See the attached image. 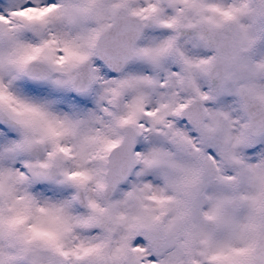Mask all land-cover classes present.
<instances>
[{
	"label": "snow or ice",
	"instance_id": "obj_1",
	"mask_svg": "<svg viewBox=\"0 0 264 264\" xmlns=\"http://www.w3.org/2000/svg\"><path fill=\"white\" fill-rule=\"evenodd\" d=\"M0 264H264V0H0Z\"/></svg>",
	"mask_w": 264,
	"mask_h": 264
}]
</instances>
